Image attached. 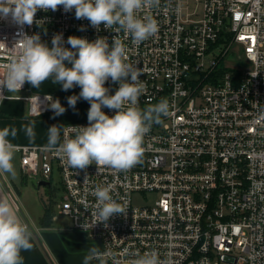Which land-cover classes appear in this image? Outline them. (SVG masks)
<instances>
[{"label":"built area","instance_id":"2783aa9c","mask_svg":"<svg viewBox=\"0 0 264 264\" xmlns=\"http://www.w3.org/2000/svg\"><path fill=\"white\" fill-rule=\"evenodd\" d=\"M152 16L157 33L140 44L123 30L91 26L66 12L37 10L33 23L17 24L0 14V78L23 35H39L49 48L55 35L89 42L119 39L126 63L139 69L145 92L141 110L167 100L169 114L153 123L143 138V155L126 171L72 169L45 146L16 145L21 173L50 182L55 167L64 196L57 204L69 227L98 239L120 264L155 251L165 264H264V0H159L139 13ZM234 45L253 64L239 72L224 67ZM66 66L71 67L67 62ZM114 95L119 82L105 83ZM79 88V86H77ZM80 90V88H79ZM7 99L28 102V114L52 112L51 94L2 89ZM51 97V100H49ZM86 114L90 103L83 105ZM108 116L116 110L102 107ZM87 117L61 125V141L74 137L71 126L87 127ZM87 176V177H86ZM86 177V181L84 182ZM111 185L112 198L127 209L94 225L97 186ZM157 197L139 205L134 194ZM53 219L57 216L54 214ZM112 264V260H108Z\"/></svg>","mask_w":264,"mask_h":264},{"label":"clouds","instance_id":"9594fccd","mask_svg":"<svg viewBox=\"0 0 264 264\" xmlns=\"http://www.w3.org/2000/svg\"><path fill=\"white\" fill-rule=\"evenodd\" d=\"M159 0H0V14L5 17L11 13L13 20L20 25L33 23L37 10L56 11L63 6L66 12L75 9L76 19H87L92 27L116 32L123 30L132 37L134 44H140L158 31L156 20L150 16H139L145 9L158 5ZM0 44L7 45L4 42ZM63 46L62 35H55L52 47L41 42L39 35L27 34L15 43L13 54L6 65V72L0 78V90L10 93L19 92L27 82L33 88L52 79L54 84L62 85L64 91L79 86V96L68 97V105L75 108L78 99L90 103L87 127L71 126L75 133L70 137L65 129L61 141V128L53 125L48 128V142L45 146L72 169H86L95 164L97 169L110 168L114 171H126L140 162L143 155V138L153 123H162V117L169 114L167 100H161L145 110L138 107L139 97L144 94L145 86L139 81L142 72L126 63L125 45L119 39H113L110 46L106 38L89 42L87 39L69 36ZM8 48V47H7ZM71 67L66 66V63ZM119 82L114 95H109L106 81ZM0 91V98H2ZM51 100V97L50 99ZM56 115L66 109L59 100L50 105ZM102 107L116 110L114 116H108ZM29 141L35 140L34 124L22 126ZM18 130L15 127L0 129V172L16 177L13 165L16 145L8 139H15ZM87 177V176H86ZM86 177L84 182L86 181ZM111 185L97 186L92 191L96 198L95 223H106L116 214H126L124 205L117 203L110 192ZM31 234L21 222L10 203L0 199V264H23L21 250H31ZM99 264H120L110 250L101 252L91 247L84 258V264L92 260ZM132 264H165L158 254L146 252L136 258Z\"/></svg>","mask_w":264,"mask_h":264},{"label":"crops","instance_id":"0c3cea01","mask_svg":"<svg viewBox=\"0 0 264 264\" xmlns=\"http://www.w3.org/2000/svg\"><path fill=\"white\" fill-rule=\"evenodd\" d=\"M44 94L51 93L47 92ZM77 102L80 104L81 100ZM52 112L39 117H32L28 114L27 101L23 99H7L0 106V129L4 127L17 128V137L15 139L11 136L8 137L14 144L46 146L48 128L53 125L61 128V125L65 122L78 119L79 117L78 114L75 115L74 113L71 116L57 117L48 115ZM30 122L34 124L35 131V140L31 142L22 130V126ZM18 162L21 164L20 158ZM3 174L5 173L0 172V199H5L10 203L21 222L31 234L33 248L28 251L21 250L20 252L23 257V264H84V258L91 247L95 246L99 250L101 249L102 244L99 240L90 238L80 231L71 229L69 226L67 228L62 225L59 226L53 218L51 225H41L39 220L46 210L38 219L34 220L35 222L32 225L22 213L19 204L10 195L9 187ZM94 262H97V260L90 261V263Z\"/></svg>","mask_w":264,"mask_h":264},{"label":"rangeland","instance_id":"374dc122","mask_svg":"<svg viewBox=\"0 0 264 264\" xmlns=\"http://www.w3.org/2000/svg\"><path fill=\"white\" fill-rule=\"evenodd\" d=\"M223 65L227 69H234L239 72H244L253 68V64L243 54V49L239 45H234L232 47L230 54L224 59ZM27 88V93L30 95L36 93H51L53 101L59 100L60 104L66 109V111L61 115H56L54 112L48 115L57 117L71 116L74 113L75 115H79L78 119L87 117L86 109L82 106L84 99H78L77 101L81 100V103L79 104L77 102L75 108L68 105V97L73 95L79 96L81 91L80 87V90L77 86H74L72 89L64 91L62 89V85L54 84L50 78L44 81L39 88H33L29 83H27ZM18 157L19 155L15 151L13 165L16 177L13 178L10 174L6 173L3 175L6 180L5 182L8 184V191L10 195L14 198L15 202L19 204L26 219L32 224L35 222V219H38V217L45 212L46 208L52 207L55 215L57 216V220H55V222H57L56 224L67 228V226H69L70 219L69 217L62 215L57 207V204L61 203L64 196L59 170L55 167L50 186H38V178H28L21 173ZM156 197L157 194L152 192L133 195L134 202L139 205L150 204Z\"/></svg>","mask_w":264,"mask_h":264},{"label":"trees","instance_id":"16d2710c","mask_svg":"<svg viewBox=\"0 0 264 264\" xmlns=\"http://www.w3.org/2000/svg\"><path fill=\"white\" fill-rule=\"evenodd\" d=\"M53 215H54V211L52 207L47 208L45 214L40 218L39 223L44 226L51 225ZM90 264H99V261Z\"/></svg>","mask_w":264,"mask_h":264},{"label":"water","instance_id":"95a60500","mask_svg":"<svg viewBox=\"0 0 264 264\" xmlns=\"http://www.w3.org/2000/svg\"><path fill=\"white\" fill-rule=\"evenodd\" d=\"M50 182L45 181V180H41L38 182V186H50Z\"/></svg>","mask_w":264,"mask_h":264}]
</instances>
